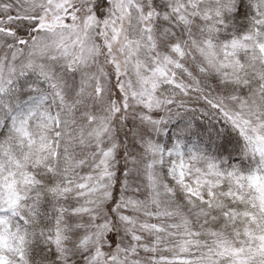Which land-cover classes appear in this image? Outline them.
Segmentation results:
<instances>
[{
    "label": "snow or ice",
    "instance_id": "snow-or-ice-1",
    "mask_svg": "<svg viewBox=\"0 0 264 264\" xmlns=\"http://www.w3.org/2000/svg\"><path fill=\"white\" fill-rule=\"evenodd\" d=\"M0 264H264V0H0Z\"/></svg>",
    "mask_w": 264,
    "mask_h": 264
}]
</instances>
